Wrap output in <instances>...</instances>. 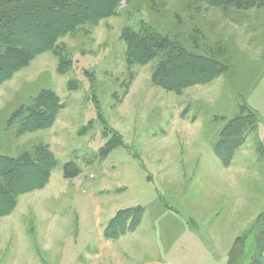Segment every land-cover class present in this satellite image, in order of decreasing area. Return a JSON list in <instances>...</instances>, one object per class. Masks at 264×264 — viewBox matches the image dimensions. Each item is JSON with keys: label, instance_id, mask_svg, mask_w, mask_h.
Returning a JSON list of instances; mask_svg holds the SVG:
<instances>
[{"label": "rangeland", "instance_id": "rangeland-1", "mask_svg": "<svg viewBox=\"0 0 264 264\" xmlns=\"http://www.w3.org/2000/svg\"><path fill=\"white\" fill-rule=\"evenodd\" d=\"M247 8L119 0L0 82V156L53 162L0 215V264H226L264 210V8ZM142 26L219 72L177 91L155 85L166 49L144 65L127 56L124 34ZM44 90L54 113L25 131ZM245 109L255 117L236 121L244 139L225 165L214 147ZM136 206L134 229L105 238Z\"/></svg>", "mask_w": 264, "mask_h": 264}, {"label": "trees", "instance_id": "trees-1", "mask_svg": "<svg viewBox=\"0 0 264 264\" xmlns=\"http://www.w3.org/2000/svg\"><path fill=\"white\" fill-rule=\"evenodd\" d=\"M207 1L239 9L264 8V0ZM118 2L119 0H0V44L6 47L0 52V82L9 80L33 56L51 50L60 36L76 26L111 16ZM124 39L128 43L127 56L140 65L147 64L156 57L157 51L166 49L159 54L152 82L167 90L177 91L206 82L219 72L213 62L166 41L149 27L142 26L139 31L127 30ZM55 97L51 90H44L43 96L35 100L37 104L23 123L25 131L38 130L47 125L54 113L53 108H56ZM254 117L255 114L250 109H245L241 115H235L231 120L234 124H229L230 121L222 129L224 136L214 147L221 163L228 165L231 154L243 142L244 138L240 134L243 126L236 121L244 120L250 125L249 122ZM41 154L43 152L39 155ZM42 157L31 160L0 156V178L3 181L2 186L0 185V215L10 213L16 194L29 192L45 184L53 162ZM66 166L69 167L70 164ZM142 211L140 206L119 211L104 228L105 238L114 239L134 229L133 224ZM226 264H264V210L245 234L234 240Z\"/></svg>", "mask_w": 264, "mask_h": 264}, {"label": "bare ground", "instance_id": "bare-ground-1", "mask_svg": "<svg viewBox=\"0 0 264 264\" xmlns=\"http://www.w3.org/2000/svg\"><path fill=\"white\" fill-rule=\"evenodd\" d=\"M14 75V74H13ZM13 77V76H12Z\"/></svg>", "mask_w": 264, "mask_h": 264}]
</instances>
